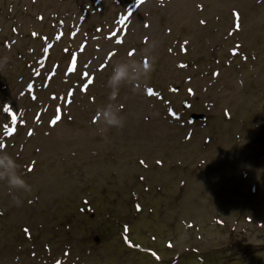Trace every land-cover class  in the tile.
Masks as SVG:
<instances>
[{"label": "rangeland", "instance_id": "374dc122", "mask_svg": "<svg viewBox=\"0 0 264 264\" xmlns=\"http://www.w3.org/2000/svg\"><path fill=\"white\" fill-rule=\"evenodd\" d=\"M0 144V264H264V0H0Z\"/></svg>", "mask_w": 264, "mask_h": 264}, {"label": "clouds", "instance_id": "9594fccd", "mask_svg": "<svg viewBox=\"0 0 264 264\" xmlns=\"http://www.w3.org/2000/svg\"><path fill=\"white\" fill-rule=\"evenodd\" d=\"M151 47H155V45H152ZM6 59L7 58H5V60ZM150 70V64L145 66L143 63L134 62L133 71L135 74L129 77L128 65H114L107 80V86L111 89L109 100L111 101L116 99L121 81L135 83L141 81L142 79L146 80ZM118 113L119 109L112 103H109L98 109L96 119H102V122L108 127L122 128L124 125V118ZM16 169L17 165L15 161L8 156L6 152L0 151V181H6L10 191L12 189H23L25 191H29L30 186L27 185L25 180L17 174ZM14 202L17 205L21 203L18 197H14Z\"/></svg>", "mask_w": 264, "mask_h": 264}, {"label": "snow or ice", "instance_id": "6c2138e0", "mask_svg": "<svg viewBox=\"0 0 264 264\" xmlns=\"http://www.w3.org/2000/svg\"><path fill=\"white\" fill-rule=\"evenodd\" d=\"M42 19V18H41ZM201 23H204L203 21H201ZM237 27H239V25H237ZM33 35L35 36L36 35V33H33ZM132 53H129V55H131ZM145 66H147L148 65V63H147V61H145ZM181 67H186L185 65H181ZM73 69L72 68H69V72H71ZM216 75L218 76L219 75V73H216ZM88 83L89 84H91L92 83V80L91 79H89V81H88ZM173 91H176V89H173ZM189 91H191V89H189ZM148 95L149 96H154L155 95V93L153 92V90L151 89V88H149L148 89ZM4 111L7 113L8 111H9V109H4ZM173 115H174V113H173ZM13 119H14V117H13ZM59 117L57 116L54 120H52L51 122H52V124H56L58 121H59ZM29 135H31V133H29ZM5 145H2V144H0V150H3V149H5ZM141 163H143V161H141ZM159 163V162H158ZM33 169H31V168H29L28 169V171L29 172H31ZM137 210H139V205H137ZM28 231V229H25V232H27Z\"/></svg>", "mask_w": 264, "mask_h": 264}, {"label": "water", "instance_id": "95a60500", "mask_svg": "<svg viewBox=\"0 0 264 264\" xmlns=\"http://www.w3.org/2000/svg\"><path fill=\"white\" fill-rule=\"evenodd\" d=\"M189 120L191 123H193L195 121L202 122L205 120V116L204 115L191 114L189 117Z\"/></svg>", "mask_w": 264, "mask_h": 264}]
</instances>
